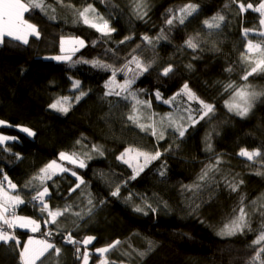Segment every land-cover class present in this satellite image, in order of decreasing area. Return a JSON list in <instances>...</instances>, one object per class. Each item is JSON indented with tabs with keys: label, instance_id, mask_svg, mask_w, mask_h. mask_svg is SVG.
I'll use <instances>...</instances> for the list:
<instances>
[{
	"label": "trees",
	"instance_id": "obj_1",
	"mask_svg": "<svg viewBox=\"0 0 264 264\" xmlns=\"http://www.w3.org/2000/svg\"><path fill=\"white\" fill-rule=\"evenodd\" d=\"M261 2L147 0L148 14L139 19L135 9L141 0H44V11L33 9L24 14L25 19L37 25L40 38L29 37L28 45L6 38L0 45V120L11 125L0 126V134L16 138L0 144V183L11 192L4 180L6 175L17 185V192L26 201L18 207L17 214L36 219L41 226L33 232L18 227L7 229L0 223V228L20 241L19 245L15 241L0 242V264H23L19 253L29 239L46 240L61 248L59 256L51 249L36 264H81L74 247L63 243V236L69 231L80 240L94 235L96 240L89 249L120 240L122 243L117 250L105 254L109 264L113 259L118 264L120 261L123 264H251L259 247L253 246L252 241L264 219L259 211L252 216L254 231L228 237L217 232L235 215L232 209L238 206L241 194L246 197V211H252L251 201L259 202L264 198V96L258 99L248 118H240L224 106L230 97L224 86L229 82L238 87L250 83L257 91H264V75H253L247 82L241 79L244 65L240 56L249 39L261 43L264 37L258 35L263 31L260 14L252 9L241 12L239 5L251 3L258 7ZM89 3L116 29L110 37H101L83 24L78 12ZM188 3L198 5L197 12L183 25L174 21L169 31L166 19ZM218 13L225 16L221 28L207 29L204 20H211ZM161 29L165 30L167 39L157 41L154 38ZM244 29L252 30L247 37ZM144 35L153 38V45L142 42ZM126 36L132 39L121 44ZM62 37L84 39L86 46L73 53L71 60L57 62L51 57L60 55ZM189 37L196 38L199 44L195 52L185 45ZM137 45L140 47L136 48ZM133 49L144 62L155 61L132 86L134 90H144L139 92L142 99L152 101L150 110L141 107L144 116L140 122L150 123L149 111L157 113L155 119L159 120L172 110L156 100V90L167 99L184 83L201 99L215 105L211 119L206 117L190 127L182 139L176 138L169 129L159 141L150 130L141 131L129 121L130 103L114 95H104L111 72L84 61L100 60L122 67L131 58ZM168 65L173 66V73L165 77L161 72ZM228 67L233 71H225ZM116 80L123 82L124 74L118 72ZM73 81L80 82L78 89L73 88ZM81 90L86 95L76 102L75 96ZM64 96L70 97L71 103L66 114L49 108L52 102ZM182 101L187 103V98L177 97V104ZM191 107L198 109L199 105L193 101ZM19 127L29 128L35 135L29 136ZM78 140L80 144L76 143ZM208 144H211L210 150ZM92 145L102 147L104 154L92 152ZM127 148L149 153L160 150L162 155L131 180L132 168L117 159ZM241 148L249 151L259 148L262 155L247 161L238 155ZM62 151L78 152L82 158L89 153L91 159H87V167L81 169L60 161ZM217 157L229 178L236 176L237 180H243L239 191L233 193L220 183L193 197L185 186L198 182L202 168L215 163ZM52 160L75 170L85 184L69 195V189L78 183L76 178L68 172L53 177L55 184L47 182L52 193L50 206L63 208L65 203H73L72 211L83 210L84 220L67 213L59 218L57 225H45L46 214L42 215L39 208L29 202L32 192L24 186ZM161 171L165 172L164 176L160 175ZM217 180H220L219 175ZM117 184L121 187L120 197L111 196ZM88 193L95 205L91 216L86 214L90 207ZM129 194L132 195L130 201L125 199ZM144 200L157 211L153 213L145 208L147 215L134 211V206ZM195 204L200 207L192 211L190 205L195 208ZM49 232L51 235H46ZM149 241L154 248L143 257L133 251H145ZM124 252L130 255H122ZM99 262L93 254L90 264Z\"/></svg>",
	"mask_w": 264,
	"mask_h": 264
},
{
	"label": "snow or ice",
	"instance_id": "obj_2",
	"mask_svg": "<svg viewBox=\"0 0 264 264\" xmlns=\"http://www.w3.org/2000/svg\"><path fill=\"white\" fill-rule=\"evenodd\" d=\"M227 6V5H226ZM147 0H141V3L136 5V15L139 19H143L147 16ZM198 5L188 3L184 7L180 8L177 12L171 14L170 18L166 19V24L169 26V31L171 27L174 26V21L178 22L180 25L185 24V21L188 17H191L193 13L197 12ZM33 9H39L41 11L45 10L44 0H0V45H3L6 42V38L13 41H18L21 44L28 45L29 37L40 38V31L36 24L30 22L29 19H25L24 14ZM241 12L246 11V9H252L260 14L262 17L260 19V25L264 26V0L259 4L258 7H254L253 4L248 3L245 6L243 3L239 5ZM91 14V15H90ZM80 19L83 24L94 29L96 32L101 34V37H110L112 33L116 31L114 27L111 26L109 20L105 19L100 13L97 12V9L89 3L82 11L78 12ZM225 22V16L222 14H217L213 16L211 20H204V25L207 29H220L221 25ZM250 29H244V36L247 37ZM211 35V32L209 33ZM259 36L264 37V32H259ZM132 39L130 36H126L123 40L120 41L121 44ZM155 40L159 41L161 39H167L165 35V30L161 29L160 34L157 35ZM143 43L147 45H153V38H150L148 35L141 37ZM96 42H93L95 46ZM65 44L72 45L71 52L74 53L79 50V48L86 46L84 39L73 37L70 39H60V51L65 52ZM185 45L188 48H191L194 52L199 48V44L196 42V38L189 37L185 41ZM264 42L253 43L251 39L248 40L246 48L241 52V63L244 65V72L241 76V79L245 82L249 80V77L253 75H264ZM140 45H137L136 48H139ZM130 59H127L125 64L122 67H116L112 64L103 63L100 60L84 61L85 63H91L93 67H99L102 70L110 71L111 78L105 83V88L108 89L104 95L107 96H116L120 97L126 102H129L132 109V114L128 115V120L136 124L141 131H149L153 137H156L157 140H163L165 137V132L171 129L172 133L176 138L182 139L185 137L186 132L190 127H195L200 121L204 120L206 117L211 119V115H214L216 107L212 103H208L201 99L188 85L184 83L181 89L174 93L170 98L165 99L159 90L155 92V98L162 103L169 105L172 110L168 113L160 116L159 120L155 119L158 115L153 111L147 113V120L150 123H142L141 118L144 116V113L141 112V107L151 109L152 101L151 99H142L139 95V92H143V89L134 90L133 85L136 83V80L139 79L144 73H147L150 68H152L155 61L144 62L141 60L139 53L136 49H133L130 53ZM71 55H57L51 57V59L56 61H68L71 60ZM134 65V67H132ZM191 67V65H189ZM227 72H232V67L225 69ZM124 74V81L122 84H119V91L111 88L110 85L116 83L117 73ZM170 73H173V66L168 65L164 67L161 75L168 77ZM80 87L79 81H73V88L78 89ZM225 92H230L229 99L225 100V107H227L229 112H233L235 115L244 117L247 116L249 111L254 106L255 102L264 96V91H257L250 83H245L242 86H236L234 83L229 82L224 86ZM86 93L81 90L79 95L75 96V101L79 100L85 96ZM177 97H187V103L183 101L179 104L176 103ZM196 102L199 104L198 109L191 107V102ZM71 107L70 97L64 96L56 99L49 105V108L62 113H67ZM7 125V122L0 120V126ZM11 126V125H7ZM21 131L27 133L29 136H34L35 133L26 127H22ZM15 137H9L0 134V144H4L5 141L15 140ZM77 144H80L81 141H77ZM208 149H211V144H208ZM92 152H96L99 155H103V148L97 145H92ZM162 153L160 150H156L154 153H149L141 151L139 149L127 148L124 152L117 157L123 163L127 164L132 168V175L129 177L131 180H135L137 176L151 163L152 161L160 159ZM238 155L244 157L247 161H254L255 158L261 157V149L257 148L249 151L247 148H241ZM143 158V162L140 163V158ZM19 158V157H17ZM91 159L89 153H85L82 158L78 152H60L59 160L66 161L67 163L74 165L78 168H86V160ZM135 160L137 163L135 166L132 161ZM221 159L217 157L215 163H209L202 168L200 175L197 178L196 183L192 185H186L185 190L193 193V197L199 195L205 188H212L214 184L218 185L223 183V185L229 189L231 192L235 193L239 191V187L243 184V180H237L236 176L229 178V174L225 173L224 170L220 167ZM70 173L76 178L78 183L74 187L69 189V195L76 192L77 189L81 188V185L85 184L84 179L73 169L64 166L61 163H58L57 160H52L46 164L43 168L39 170V173L33 176L28 183L24 186L29 188L32 192L30 203L34 207H38L42 215H44L43 223L45 225L52 224L57 225L60 217L65 216L67 213H71L73 216L78 217L79 220H84L85 216L82 214V211L73 212L74 207L73 203H65L63 208H53L50 206V199L52 193L50 192L48 181H53V177L62 173ZM259 174V173H258ZM161 176L165 175L164 171L160 172ZM217 175L220 176V180H217ZM238 175V174H237ZM4 180L7 181V186L11 189V192L6 190L3 183H0V223L7 226V229L19 228H30L31 231L36 232L40 229V223L36 219L22 216L17 214V209L20 205L26 203L22 198L20 192H17V185L12 183L11 180L5 175ZM38 181V184L34 182ZM127 183V181H125ZM55 184V181H53ZM15 193V194H13ZM121 187L119 184L116 185L114 190L110 192L111 196L120 197ZM83 195V193H81ZM126 200H132V195L129 194L125 197ZM245 195L241 194L239 196V203L237 207L232 209V212L235 214L231 217L229 222L225 223L224 226L217 232V235L220 236H235L237 234L244 235L246 232H252V216L259 211V215L264 218V198H260L259 202L257 200L251 201L253 206L252 211H246L245 205ZM100 203H103L101 201ZM87 205L90 206L87 209V215L91 216L93 209L95 207L93 199L91 198V193L87 194ZM79 207V205H75ZM165 207L167 204L165 202ZM199 204H195V208H190L192 211L198 209ZM145 208L151 210L153 213L157 211V208L153 207L151 203H148L146 200L142 204H136L133 208L136 212H143L147 215ZM238 213V214H236ZM75 223V222H74ZM77 227L79 224L77 223ZM62 234V233H58ZM46 235H51V232L46 233ZM96 240L94 235H86L82 240L77 239L73 236L72 232H68L67 235L63 236V243L72 245L74 247L76 259L81 262V264H90V258L93 254L100 260V264H109V260L105 254L117 250L118 246L121 245L120 240H115L104 247H99L95 249H89V245L93 244ZM10 241H15L19 245L20 241L16 239L15 235L11 232L0 228V242L8 244ZM38 244L39 248H30V245ZM81 245L83 246V252H81ZM253 246H259L255 250V255L252 258L251 264H256V261H260V264H264V219H262L257 235L252 241ZM154 248L153 242H148V248L145 251H133L137 252L140 257H143L146 254V251H152ZM50 249H54V252L57 256L61 253V248L57 247L55 243L48 242L46 240L33 241L29 239L27 244L24 245L22 251L19 253L24 264H36V261L44 256L46 252ZM122 255H130V253L124 252ZM110 264H118V262L113 259ZM119 264H123V261H120Z\"/></svg>",
	"mask_w": 264,
	"mask_h": 264
},
{
	"label": "rangeland",
	"instance_id": "obj_3",
	"mask_svg": "<svg viewBox=\"0 0 264 264\" xmlns=\"http://www.w3.org/2000/svg\"><path fill=\"white\" fill-rule=\"evenodd\" d=\"M262 32H264V26H263V31ZM64 39H70V38H64ZM65 52H61L60 51V55H72L73 53L70 51L71 50V47H72V45H70V44H65ZM82 48V47H81ZM81 48H79V50L81 49ZM78 50V51H79ZM77 52V51H76ZM75 53V52H74ZM57 62H64V61H57ZM123 82H119V81H117L116 80V83H114V84H112V85H110V87L111 88H114L115 90H117V91H119V87H118V85L119 84H122ZM187 98V97H186ZM257 102H258V100L255 102V104H254V106L252 107V109L249 111V113L247 114V116H244V117H240V118H248L252 113H253V110H254V108H255V105L257 104ZM199 105V104H198ZM165 106H168V105H166L165 104ZM224 106H225V104H224ZM200 107V106H199ZM226 110H228L227 109V107H226ZM233 113V112H232ZM22 127H19V130L21 129ZM21 131V130H20ZM21 132H23V131H21ZM23 133H25V132H23ZM25 134H27V133H25ZM6 142H10V141H5V143ZM140 163H142L143 162V158L141 157L140 158V161H139ZM132 163H133V165L135 166V164L137 163L135 160H133L132 161ZM225 237H228V236H225ZM30 248H39L38 246H36V245H30L29 246Z\"/></svg>",
	"mask_w": 264,
	"mask_h": 264
},
{
	"label": "crops",
	"instance_id": "obj_4",
	"mask_svg": "<svg viewBox=\"0 0 264 264\" xmlns=\"http://www.w3.org/2000/svg\"><path fill=\"white\" fill-rule=\"evenodd\" d=\"M18 228H19V227H18ZM24 229H29V230H31L30 228H24ZM33 241H41V240H39V239H33ZM33 245H36V246L39 247L38 244H33ZM50 250H51V249H50ZM22 262H23V260H22ZM23 264H24V262H23ZM98 264H100V262H99Z\"/></svg>",
	"mask_w": 264,
	"mask_h": 264
}]
</instances>
